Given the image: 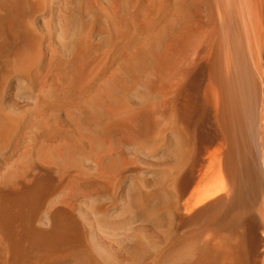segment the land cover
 I'll use <instances>...</instances> for the list:
<instances>
[{
    "label": "bare ground",
    "instance_id": "1",
    "mask_svg": "<svg viewBox=\"0 0 264 264\" xmlns=\"http://www.w3.org/2000/svg\"><path fill=\"white\" fill-rule=\"evenodd\" d=\"M0 264H264V0H0Z\"/></svg>",
    "mask_w": 264,
    "mask_h": 264
},
{
    "label": "rangeland",
    "instance_id": "2",
    "mask_svg": "<svg viewBox=\"0 0 264 264\" xmlns=\"http://www.w3.org/2000/svg\"><path fill=\"white\" fill-rule=\"evenodd\" d=\"M45 64H44V66L41 69H39L38 71H36L34 73V75H33V81H34V83L36 85L41 84V81H43L44 78H46V76H47V73L46 72H48V70H49V66H48L49 64L48 63H45ZM43 76H44V78H43Z\"/></svg>",
    "mask_w": 264,
    "mask_h": 264
}]
</instances>
